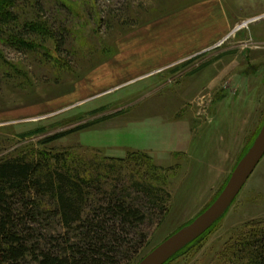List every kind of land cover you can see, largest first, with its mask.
Masks as SVG:
<instances>
[{"label": "rangeland", "instance_id": "obj_1", "mask_svg": "<svg viewBox=\"0 0 264 264\" xmlns=\"http://www.w3.org/2000/svg\"><path fill=\"white\" fill-rule=\"evenodd\" d=\"M15 13L0 32V160L64 158L97 177L95 200L148 202L136 179L162 191L164 211H146L136 250L118 262L137 264L212 204L263 125L264 0H21ZM185 13L199 16L184 24ZM172 16L163 44L147 33ZM210 17L215 34L202 28ZM255 230L264 157L165 264H236Z\"/></svg>", "mask_w": 264, "mask_h": 264}, {"label": "trees", "instance_id": "obj_2", "mask_svg": "<svg viewBox=\"0 0 264 264\" xmlns=\"http://www.w3.org/2000/svg\"><path fill=\"white\" fill-rule=\"evenodd\" d=\"M18 1L0 0L1 33L18 17ZM12 33V40L28 44ZM57 157L0 160V264H118L129 257L141 239L136 234L146 211H164L162 191L136 179L148 202L116 193L95 200L97 177ZM248 236L240 242L236 264H264V230Z\"/></svg>", "mask_w": 264, "mask_h": 264}, {"label": "water", "instance_id": "obj_3", "mask_svg": "<svg viewBox=\"0 0 264 264\" xmlns=\"http://www.w3.org/2000/svg\"><path fill=\"white\" fill-rule=\"evenodd\" d=\"M263 157L264 122L251 147L239 160L226 185L212 204L191 223L166 238L137 264H165L182 248L204 234L231 206Z\"/></svg>", "mask_w": 264, "mask_h": 264}, {"label": "crops", "instance_id": "obj_4", "mask_svg": "<svg viewBox=\"0 0 264 264\" xmlns=\"http://www.w3.org/2000/svg\"><path fill=\"white\" fill-rule=\"evenodd\" d=\"M208 4V3H207ZM215 5V3L213 2V3H210V5ZM217 5V4H216ZM208 6H209V4H208ZM203 8V10L204 9H206L207 8V6H205V7H202ZM208 9V8H207ZM195 16V17H194ZM193 17L192 16H190L189 14H184V24H186L190 19H194V18H196L197 17V19H198V14H197V16L196 15H194ZM174 16H172L171 18H168V19H165V20H163L164 22H161V23H157V24H154L153 26H151V27H149L148 28V30H147V33H149L151 36H153L154 37V40H156V41H159V43H161V39H165L166 37H167V35L165 34V32L167 33H170V32H172L173 31V28H172V26H174L173 24L174 23H177V26H178V17L179 16H176L175 18H173ZM180 19H182V17L180 18ZM206 19V18H205ZM226 19V18H225ZM209 20H211V22H209L208 23V25H203L202 26V28H203V30H205L206 28H209L210 30H211V34H212V31H213V34H215L216 33V28H217V26L220 24V20L218 21L217 20V22H216V25L213 23V19H212V17H210V19H206V21H209ZM177 21V22H176ZM169 24H171V25H169ZM211 25H213V26H211ZM230 26V25H229ZM165 34V36H163ZM162 37V38H161ZM166 40V39H165ZM155 41V43L157 44V42ZM156 44H154V45H152V48L153 49H156V52L158 53L159 52V50H160V47L161 46H159V45H161V44H163V43H161V44H159V45H156ZM154 46H156V47H154ZM157 46H159V47H157ZM160 57H162V55L160 56ZM173 57V56H172ZM172 57H170V58H168L167 56H165V61H167L166 63H164V67H166L167 66V64L169 63V59H171ZM163 67V68H164ZM160 67H157V68H155V71H156V69H159ZM162 69V68H161Z\"/></svg>", "mask_w": 264, "mask_h": 264}, {"label": "bare ground", "instance_id": "obj_5", "mask_svg": "<svg viewBox=\"0 0 264 264\" xmlns=\"http://www.w3.org/2000/svg\"><path fill=\"white\" fill-rule=\"evenodd\" d=\"M228 180H229V178H228ZM228 180H227V181H228ZM227 181H226V183H227ZM226 183L224 184V186L226 185ZM224 186H223V188H224ZM223 188H222V189H223ZM221 191H222V190H221ZM219 194H220V193H219ZM219 194H218V195H219Z\"/></svg>", "mask_w": 264, "mask_h": 264}]
</instances>
